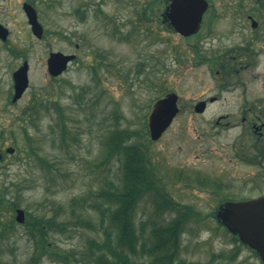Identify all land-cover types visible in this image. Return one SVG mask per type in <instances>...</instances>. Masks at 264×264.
<instances>
[{"label":"rangeland","instance_id":"374dc122","mask_svg":"<svg viewBox=\"0 0 264 264\" xmlns=\"http://www.w3.org/2000/svg\"><path fill=\"white\" fill-rule=\"evenodd\" d=\"M23 1L0 0L11 17L8 24L13 31L19 27L17 22L21 20L16 13ZM35 1L46 26L55 34L67 32V49L79 55L70 65L65 83L62 85V79L54 84L53 98L59 101L63 116L54 109L52 114L32 122L23 119L13 125L9 113L1 119L6 129L11 127L16 133H6L5 141L18 147L16 158L20 161L14 163L9 174L10 181L20 187L19 207L26 211L27 218L28 214L42 216L66 227L49 230V241L54 251L65 252L68 261L44 256L38 264H87L81 254L88 240L96 236L100 223L99 212L91 207L95 194L107 181L117 183L122 176L115 159L103 164L104 143L117 129L139 133L133 141L148 146L175 202L192 206L202 215L200 220L188 223L182 236V257L188 263L260 264L258 258L241 253L240 244L211 216L225 197L240 201L264 193V183L252 184L248 178L253 168L235 164L227 147H211L214 142L209 118L195 120L183 113L160 140L152 141L149 135L148 118L153 105L168 93L179 94L184 105L190 106L193 101L221 92L214 69L196 66L192 62L193 50L180 35L158 21L156 15L149 19L144 15L153 0ZM225 1L214 0L219 16L213 23L211 37V41L216 38L215 45L222 50L239 46L243 39L253 36L251 24L225 19ZM160 5L155 8L156 13L163 10ZM259 30L263 37L256 47L257 64L239 78L260 80L264 85V23ZM53 38V49L66 46L60 35ZM207 43L208 40L202 45L203 50ZM178 50L186 57L182 64L177 62ZM34 66L32 80L36 90L47 80L41 65ZM29 97L30 93L22 104L28 103ZM224 139L220 136L217 144H223ZM39 159L52 167L47 168ZM218 186L220 191L215 189ZM15 196L11 194V198ZM154 218L152 199L146 197L138 206L137 224L152 223ZM7 221L4 218V223ZM34 251V241L24 225L15 223L11 239L0 238V264H32Z\"/></svg>","mask_w":264,"mask_h":264},{"label":"flooded vegetation","instance_id":"af4514ba","mask_svg":"<svg viewBox=\"0 0 264 264\" xmlns=\"http://www.w3.org/2000/svg\"><path fill=\"white\" fill-rule=\"evenodd\" d=\"M207 1L208 8L203 15L199 32L188 37L177 34L193 50L192 62L196 66L214 69L221 92L206 99L193 101L190 106H185L182 97L175 93L178 96L179 108L176 119L183 113L190 117L193 116L192 118L195 120L209 118L211 121L210 135L214 142L211 147H227L232 152L230 157L235 164L253 168L252 175L248 176L252 184L264 183V85L260 80L248 81L239 78L243 72L253 70L257 64L259 49L256 47L263 37V32L259 29L264 23V0H226L223 3V13L227 15L225 19L232 23L251 24L253 29L252 38L243 39V43L239 46L225 50L215 45L216 38L211 41L213 23L218 19L219 10L217 11L215 7L216 1ZM27 4L31 5L37 13L39 25L36 27L30 22L26 10ZM169 4L170 0H164L160 5L163 10H159L157 13L149 11L151 13L149 18L156 15L158 21L167 26L169 20L165 13ZM16 16L21 21L17 22L18 29L13 31V28L8 24L11 17L0 5V225L4 223V218L8 220L6 223H17V213L21 209L18 203L19 197H17L20 187L10 181L9 174L14 163L20 161L19 158H16L18 147L8 145V142L5 141L6 133L9 135L16 133L11 127L6 129L7 125L2 123L1 119L5 117L6 113H9L13 125H15L16 121L38 119L43 115L52 114L54 109L57 111L61 108L59 101L57 102L56 98L55 100L53 98L54 84H59L62 79V85L65 83L64 78L68 74L70 65L79 58V55L71 54L67 49L69 48L67 32L63 30L61 34H55L46 26L42 12L35 0L23 1ZM253 22L258 23L257 27H253ZM54 35L61 36L62 42L66 44L64 48L53 49L51 47ZM192 39L195 41H191ZM207 40V47L203 50L202 45ZM79 48L80 45H77V49ZM178 52L177 62L182 64L186 57L183 51L178 50ZM55 55H75L76 59L72 63H68L64 71L57 74L59 68L55 66L57 64ZM97 57L99 60L102 59L101 54ZM34 64L41 65L47 80V83L41 84L36 90H33L32 80ZM22 69L26 71L28 87L21 97L16 99L17 74ZM6 82H8V88ZM29 93L28 103L22 104ZM222 93H226V95L222 96ZM17 108L20 110L18 111ZM220 136L225 137L223 144H217ZM215 189L220 191L221 186ZM11 194L16 196L11 198ZM258 194L254 197L243 198L250 200L264 196V193ZM230 198L232 197H225L214 213L217 214L224 202L233 201ZM243 198L242 200H244ZM238 248L241 253L247 252L250 256L258 258L260 264H264L256 252L248 246L240 243ZM240 258L245 260L243 256ZM246 259L250 260L248 257Z\"/></svg>","mask_w":264,"mask_h":264},{"label":"trees","instance_id":"16d2710c","mask_svg":"<svg viewBox=\"0 0 264 264\" xmlns=\"http://www.w3.org/2000/svg\"><path fill=\"white\" fill-rule=\"evenodd\" d=\"M163 1L149 2L144 15L149 19ZM58 111L63 116L61 108ZM63 130L66 132L65 127ZM138 134L117 129L104 143L106 159L103 164L115 159L120 164L122 176L117 183L107 181L95 194L96 200L91 207L99 212L100 223L96 236L88 240L81 254L82 260L87 264H191L182 257V236L188 223L200 220L202 215L192 206L175 202L151 159L148 146L133 141ZM25 135L33 147L27 133ZM32 152L38 155L37 150ZM39 160L47 168L52 167L47 161ZM146 197L152 199L155 218L152 223L141 222L138 226L137 209ZM211 216L217 219L216 213ZM24 226L35 244L32 264H38L44 256L60 258L64 263L68 261L65 252L54 251L49 241V230H64V224L28 214ZM1 227V240H9L15 234V222L3 223ZM231 236L239 242L237 236Z\"/></svg>","mask_w":264,"mask_h":264},{"label":"water","instance_id":"95a60500","mask_svg":"<svg viewBox=\"0 0 264 264\" xmlns=\"http://www.w3.org/2000/svg\"><path fill=\"white\" fill-rule=\"evenodd\" d=\"M208 8L207 0H171L166 10V17L176 32L183 36L197 34L200 30L203 15ZM26 10L34 27L39 25L37 13L31 5H26ZM33 10V12H32ZM258 23L253 22V27ZM57 74L67 68L68 63L76 59L75 55H55ZM16 83V99L21 97L28 87V79L25 69L19 71ZM178 96L175 93L168 94L158 100L149 116L148 127L153 141L159 140L173 124L177 114ZM218 221L239 240L255 250L264 263V196L239 202H225L218 211ZM17 222L24 224L26 213L19 209Z\"/></svg>","mask_w":264,"mask_h":264}]
</instances>
